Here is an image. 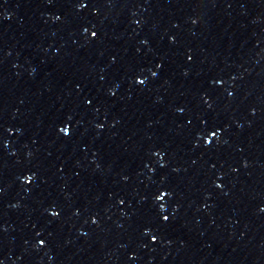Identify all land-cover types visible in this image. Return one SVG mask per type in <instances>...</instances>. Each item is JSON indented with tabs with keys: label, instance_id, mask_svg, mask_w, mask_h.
<instances>
[{
	"label": "snow or ice",
	"instance_id": "1",
	"mask_svg": "<svg viewBox=\"0 0 264 264\" xmlns=\"http://www.w3.org/2000/svg\"><path fill=\"white\" fill-rule=\"evenodd\" d=\"M93 35H95L94 33H93ZM65 131H67V130H65ZM166 219V218H165Z\"/></svg>",
	"mask_w": 264,
	"mask_h": 264
}]
</instances>
